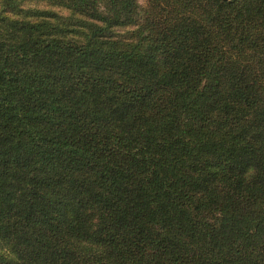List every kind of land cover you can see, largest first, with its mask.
I'll return each instance as SVG.
<instances>
[{"label":"trees","instance_id":"1","mask_svg":"<svg viewBox=\"0 0 264 264\" xmlns=\"http://www.w3.org/2000/svg\"><path fill=\"white\" fill-rule=\"evenodd\" d=\"M0 264H264V0H0Z\"/></svg>","mask_w":264,"mask_h":264},{"label":"rangeland","instance_id":"2","mask_svg":"<svg viewBox=\"0 0 264 264\" xmlns=\"http://www.w3.org/2000/svg\"><path fill=\"white\" fill-rule=\"evenodd\" d=\"M139 3L143 4L145 3V0H137Z\"/></svg>","mask_w":264,"mask_h":264}]
</instances>
